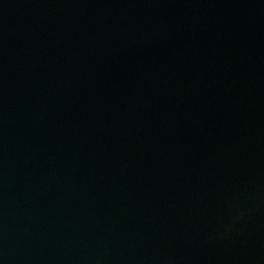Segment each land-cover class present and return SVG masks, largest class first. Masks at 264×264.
Here are the masks:
<instances>
[{
  "label": "water",
  "instance_id": "1",
  "mask_svg": "<svg viewBox=\"0 0 264 264\" xmlns=\"http://www.w3.org/2000/svg\"><path fill=\"white\" fill-rule=\"evenodd\" d=\"M0 264H264V0H0Z\"/></svg>",
  "mask_w": 264,
  "mask_h": 264
}]
</instances>
